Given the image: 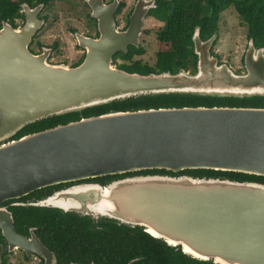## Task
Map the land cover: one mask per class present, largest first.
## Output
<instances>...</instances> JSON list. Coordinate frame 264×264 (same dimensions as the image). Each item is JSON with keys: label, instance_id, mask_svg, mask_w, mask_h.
<instances>
[{"label": "water", "instance_id": "obj_1", "mask_svg": "<svg viewBox=\"0 0 264 264\" xmlns=\"http://www.w3.org/2000/svg\"><path fill=\"white\" fill-rule=\"evenodd\" d=\"M97 20L96 38L76 34L85 49L75 66L47 62L28 45L44 19L43 4H21L25 22L0 26V203L66 181L149 169H212L264 176V106L196 105L110 110L9 139L35 120L141 94L211 97L264 96V46L249 38L245 72L210 55L215 32L191 34L194 72L140 74L112 63L117 50L137 45L154 0H136L124 30L115 27L118 1L85 0ZM7 140L4 142V140ZM46 205L93 218L142 226L166 244L215 264H264V183L188 174H132L105 184H73ZM39 205H43L40 203ZM8 248L55 254L38 237L16 233L10 213L0 217ZM132 260L127 264H131ZM80 264V263H69ZM92 264V263H90Z\"/></svg>", "mask_w": 264, "mask_h": 264}, {"label": "trees", "instance_id": "obj_2", "mask_svg": "<svg viewBox=\"0 0 264 264\" xmlns=\"http://www.w3.org/2000/svg\"><path fill=\"white\" fill-rule=\"evenodd\" d=\"M52 0H0V22L13 23L16 18L24 19L20 11L22 3L44 6ZM155 6L149 8L147 16L160 21L159 39L165 43L164 49L155 56V67L142 66L137 61L131 65L122 64L127 72L147 74L149 72H177V66L196 69L197 56L193 52L191 34L199 26V37H207L215 29L220 12L233 7L237 15L245 22L248 36L256 46H264V0H154ZM120 8V6H119ZM118 8V9H119ZM202 40V39H201ZM135 48L123 59H131ZM115 57V56H114ZM113 57V58H114ZM196 105L263 106L264 96L253 97H211L192 96L176 93L141 94L83 108L80 111L50 115L24 125L14 137L42 130L80 117L98 115L110 110H137L155 107H179ZM13 136V135H12ZM188 174L192 176L219 177L238 181H264V176L233 171L212 169H185L172 172L165 169H149L122 174L104 175L89 178L105 184L115 178L132 174ZM263 183V182H262ZM16 227L27 232L35 227L34 233L56 257V264H215L212 260H199L185 254L179 246L166 244L162 238L146 233L142 226L120 223L117 220L99 216L95 218L73 211L58 208L35 206L20 207L14 212Z\"/></svg>", "mask_w": 264, "mask_h": 264}, {"label": "flooded vegetation", "instance_id": "obj_3", "mask_svg": "<svg viewBox=\"0 0 264 264\" xmlns=\"http://www.w3.org/2000/svg\"><path fill=\"white\" fill-rule=\"evenodd\" d=\"M111 1L112 0H103V2L106 4L110 3ZM117 1H118V5H117V8L114 12L115 27L118 30H124L129 23V14H130V11L132 9V6L127 11V13L125 14V16L122 19H118L117 15L120 12L122 6L124 5V2L122 0H117ZM83 3L86 5V7L88 8L89 11H88V21H86V29H85V31H82V33L85 34V36H87V37L96 38L99 36V31L97 28V20L93 17H90V15H89L90 9H89L87 3L85 2V0H83ZM119 6H120V8H119ZM43 7H44V5L42 6L40 11L38 12V18L44 19L43 24L33 34L31 41L28 45V48L34 54H39L43 51L44 54L47 55V60L49 62H60V61H56L53 59V53L58 50L57 48H58L59 43L57 40H52L49 44H43V42L36 39L37 34L43 29V27L45 26V23L47 21V15L41 13ZM20 11H21V6H20ZM146 17H149V16L146 15ZM149 18H151V17H149ZM18 19L20 20L19 23L17 22ZM152 20L154 21L153 22L154 40L156 41V45H157L156 49L153 52V55L152 56L150 55L147 58L143 57L146 50H145L144 45H143V40L140 39V35L144 34V32H146V30H144V28L142 27L140 35L138 37V44L137 45L128 44L126 46V52L121 51V50H117L113 54L112 63L115 67L123 69V68H121L122 64L131 65L132 61H135V62L139 61L142 64V66L146 67V69L151 68V67L152 68L155 67L156 52L158 50L164 49L165 43L162 42L158 37V32L162 26V23L160 21L154 20L153 18H152ZM24 22H25V19L22 20L20 18H16L13 23H10V22L9 23L13 27H20L24 24ZM237 23H238V26L243 27L245 37H246L245 48H244V50H243V52L239 58V66L236 69H234V68L232 69L235 73H240V72H245V65H244L243 57H244V53H245L247 43H248L250 36H248L247 27L245 25V22L242 19H240V17L238 15H237ZM142 25H143V23H142ZM0 26H1V22H0ZM215 27L216 28L213 29L207 37L201 38V39L205 40V39L209 38L215 32L216 37H215V40L213 41V43L210 47V55L217 57V59H218L217 62L220 63V62H222V59H220V54H218L213 48L217 39L219 38V33H220V21L219 20L217 21V24ZM67 29L73 38L75 37L74 34L76 33V31H79L77 29V26L76 27L75 26H69V27H67ZM45 46H47V47H45ZM75 46H77V43L75 44ZM254 46L255 47H262V46H256L255 44H254ZM77 48H81V47L77 46ZM130 48H135L138 51V53H133L130 60L121 58L120 55L121 54H127L128 51L130 50ZM80 50H81V53L75 59H73L71 62L66 63L65 60L64 61L62 60L61 62H64L65 64H68L69 66H75V65L79 64L85 55V49L82 47ZM224 63H226L228 66L232 67L230 65V63H228L227 60ZM179 70H185L187 72H192L190 69H184L181 66H177L176 71H179ZM149 73H154V72H149ZM257 107H262V106H257ZM15 138H17V137H14V135H13V136L9 137L8 140L15 139ZM5 141H7V140L5 139L4 142ZM162 174H171V173L163 172ZM89 181L90 180L88 178V179H82V180L66 181V182L49 184V185H45V186L33 189L31 191H28L27 193H24V194L19 195L17 197L5 199L4 201H2L0 203V217H1V219L2 218L5 219L6 213H10L12 221H13V226H14V229H15L17 234L24 236L26 238H30L32 235H34L35 237H38L33 231L35 227H28L27 232H24L22 230V228H20V226L16 227L15 220H14L15 210L20 208V207H27V206H35V207L39 206V207H43V208H53L50 205H46L45 200L49 196L55 194L56 192H58L62 189H65V188H67L73 184L81 183V182H89ZM260 182L264 183V181H260ZM40 203H43V205H39ZM96 219L97 218H95V220ZM16 255H18V256H16ZM34 259H36V261H34ZM42 263H43V259L35 253H30L29 255H26L25 251L19 247H14L12 249H9L7 241H6L5 237L2 235L1 228H0V264H42Z\"/></svg>", "mask_w": 264, "mask_h": 264}, {"label": "rangeland", "instance_id": "obj_4", "mask_svg": "<svg viewBox=\"0 0 264 264\" xmlns=\"http://www.w3.org/2000/svg\"><path fill=\"white\" fill-rule=\"evenodd\" d=\"M122 1L124 5L117 15L118 19H122L136 2V0ZM88 11L83 0H52L43 7L41 13L47 15V21L43 29L37 34L36 39L43 42V44H49L52 40H57L59 43L58 50L53 53V59L60 62H49L47 60L48 63L65 64L61 62L62 60L69 63L81 53L80 49L82 47L77 43L76 34L85 35L82 31L86 29ZM218 20L220 21V33L213 48L220 54V59H222L220 63H224L227 60L232 67L227 66L231 69H236L239 66V58L246 44L244 29L238 26L237 13L231 6L220 12ZM19 21L18 19L17 22L19 23ZM153 22L152 18L149 17H145L143 20L142 27L146 32L140 35V39L143 40L146 50L143 56L145 58L152 56L157 47L154 40ZM69 26H77L79 30L74 34V38L68 32L67 27ZM76 43L81 48H77L75 46ZM65 65L69 66L68 64Z\"/></svg>", "mask_w": 264, "mask_h": 264}]
</instances>
